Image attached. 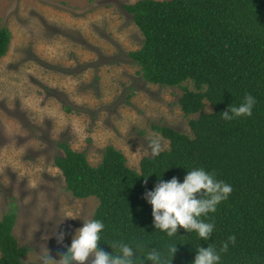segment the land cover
Wrapping results in <instances>:
<instances>
[{"label":"trees","instance_id":"trees-1","mask_svg":"<svg viewBox=\"0 0 264 264\" xmlns=\"http://www.w3.org/2000/svg\"><path fill=\"white\" fill-rule=\"evenodd\" d=\"M124 10L143 36L142 46L130 53L143 79L181 89L182 112L198 118L189 120L191 135L154 126L169 149L143 158L138 170L112 146L93 166L85 153L60 144L63 154L54 164L67 192L98 201L92 220L104 224L99 247L116 255L119 249L110 246L126 244L134 264H153L146 259L153 249L168 264H194L197 249L208 245L220 254V264H264V0H139ZM10 42L11 33L0 21V59ZM246 93L256 100L252 116L225 121L221 113L242 104ZM195 169L233 189L215 213L201 217L215 225L207 241L183 228L173 237L156 229L144 198L161 179L183 183ZM17 218L12 204L0 219V264H38L24 261L29 250L14 236ZM233 235L235 244L220 252ZM171 245L178 248L174 259Z\"/></svg>","mask_w":264,"mask_h":264},{"label":"rangeland","instance_id":"rangeland-1","mask_svg":"<svg viewBox=\"0 0 264 264\" xmlns=\"http://www.w3.org/2000/svg\"><path fill=\"white\" fill-rule=\"evenodd\" d=\"M137 1L0 0V21L11 33L0 59V219L18 207L14 236L29 250L25 262L41 264L46 245L60 259L67 249L56 233L70 247L98 205L67 192L54 164L60 144L93 166L112 146L138 170L153 157L151 139L169 149L154 126L191 135L189 120L198 115L182 112L181 89L147 83L130 57L143 36L124 5Z\"/></svg>","mask_w":264,"mask_h":264},{"label":"clouds","instance_id":"clouds-1","mask_svg":"<svg viewBox=\"0 0 264 264\" xmlns=\"http://www.w3.org/2000/svg\"><path fill=\"white\" fill-rule=\"evenodd\" d=\"M255 103V98L246 93L243 103L239 106L231 105L228 110L221 113L222 117L225 121L251 117ZM166 147L167 145H162L159 136L149 142L152 156H158ZM232 191L230 185L217 181L213 174L207 173L204 169H195L187 172L183 183L176 177L167 182L161 179L154 190L145 193L144 198L152 206L156 229L173 237L177 235L179 228H183L188 233L195 231L202 240L207 241L215 225L205 222L201 217L215 213L217 206L226 200ZM83 222V227L76 230L70 247L64 245L65 234L57 232L55 235L57 243L63 245L67 251L58 253L60 259H55L46 245L40 254L41 264H134L133 249L126 244L113 243L110 246L112 249H119V254L116 255H110L99 247L100 233L104 230L101 221ZM235 241L236 237L230 236L228 242L222 245L220 252L226 253L229 243L235 244ZM177 251L176 245L168 247V253L173 259ZM146 259L153 264H168L165 255L155 249L148 252ZM220 260L221 256L217 250L212 245H208L206 248L197 249L194 264H220Z\"/></svg>","mask_w":264,"mask_h":264}]
</instances>
